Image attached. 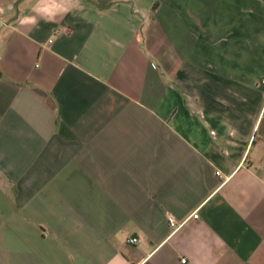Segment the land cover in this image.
<instances>
[{
    "label": "crops",
    "instance_id": "1",
    "mask_svg": "<svg viewBox=\"0 0 264 264\" xmlns=\"http://www.w3.org/2000/svg\"><path fill=\"white\" fill-rule=\"evenodd\" d=\"M0 8V264H264V0Z\"/></svg>",
    "mask_w": 264,
    "mask_h": 264
},
{
    "label": "built area",
    "instance_id": "2",
    "mask_svg": "<svg viewBox=\"0 0 264 264\" xmlns=\"http://www.w3.org/2000/svg\"><path fill=\"white\" fill-rule=\"evenodd\" d=\"M261 82L264 83V77L262 78ZM197 210L198 209H195L194 211H192L190 213L189 217L197 218L198 217V211ZM167 220L169 222V225L172 227V232L177 230L185 221V220H182L180 222H177L172 215H168ZM140 240H141V238L139 236H130L127 238V242L131 243V244H136V243L140 242ZM181 261L185 262V258H182Z\"/></svg>",
    "mask_w": 264,
    "mask_h": 264
},
{
    "label": "clouds",
    "instance_id": "3",
    "mask_svg": "<svg viewBox=\"0 0 264 264\" xmlns=\"http://www.w3.org/2000/svg\"><path fill=\"white\" fill-rule=\"evenodd\" d=\"M0 12H3V9L2 8H0Z\"/></svg>",
    "mask_w": 264,
    "mask_h": 264
}]
</instances>
